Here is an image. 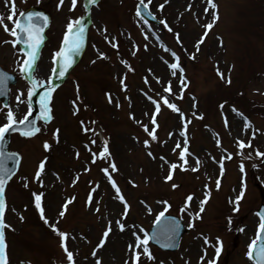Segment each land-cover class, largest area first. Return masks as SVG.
I'll return each mask as SVG.
<instances>
[{"label": "rangeland", "instance_id": "rangeland-1", "mask_svg": "<svg viewBox=\"0 0 264 264\" xmlns=\"http://www.w3.org/2000/svg\"><path fill=\"white\" fill-rule=\"evenodd\" d=\"M137 1L97 0L85 50L52 93L51 119L39 121L40 131L31 136L11 137L9 149L21 153L23 162L20 173L11 179L10 203L6 201L5 222L11 226L5 227L8 264H70L64 238L53 223L69 234L66 243L75 264H134L129 245L136 244L135 233L149 231L166 207L163 201L172 205L167 212L182 217L191 231L174 252L149 243L154 259L141 249L138 264H254L247 252L260 225L256 210L264 202V156L259 155L264 153V116L253 105L234 102L233 93L244 87L246 98L264 102V0H214L217 7L210 0H144L161 20L160 26L138 16ZM31 7L50 17L48 39L34 73L40 85L51 77L61 38L68 23L85 14L86 0H77L74 8L73 0H63L62 6L60 0H15V15L12 1L0 0L4 16L0 65L18 75L9 105L17 120L28 114L35 84L21 75L23 51L13 45L15 37L3 24L12 29L13 20ZM170 24L179 29L181 41L173 36ZM115 42L118 47L112 50ZM173 53L183 71L170 67L176 62ZM181 74L187 87L181 84ZM169 81L170 95L181 104V112L163 104ZM158 86L160 91L155 90ZM185 89L189 93L181 100ZM7 112L0 110V124L7 122ZM153 117L159 124L155 140L142 126L154 129ZM99 120L107 125L105 129ZM145 140L151 143L146 145ZM240 140L245 147H240ZM45 142L51 147L46 148ZM105 142L110 157L99 156ZM184 147L189 149L187 164L181 156ZM41 162L43 184L35 178ZM172 163L177 164L174 170ZM168 170L171 180L165 179ZM116 186L131 205L126 217ZM209 189L210 198L202 205ZM241 191L244 195L236 211L234 202ZM41 192L47 222L42 216L33 218L31 209L37 207L32 203ZM192 194L189 206L186 198ZM109 221L112 231L105 238ZM117 221L126 225L124 230Z\"/></svg>", "mask_w": 264, "mask_h": 264}, {"label": "snow or ice", "instance_id": "snow-or-ice-1", "mask_svg": "<svg viewBox=\"0 0 264 264\" xmlns=\"http://www.w3.org/2000/svg\"><path fill=\"white\" fill-rule=\"evenodd\" d=\"M90 3H96L97 0H89ZM167 2V0H166ZM211 3H213V7H217L214 4V0H210ZM77 3V0H73V8L75 7ZM141 4H144V0H140ZM150 3V0H149ZM60 5H63V0H60ZM161 8H163V5L160 6ZM189 7H191V5H189ZM141 9L138 7L137 8V12L140 13ZM12 14L15 15L16 14V8H15V0H12ZM21 17H26V19L24 20H13V25L14 27L12 29H9L7 24H3L4 28L6 31H10L11 34L14 37H17V39L13 40L12 43L15 46L18 42H22L23 44L29 45L31 50H27L25 49V51H27V58H25L23 60L22 63H20V68L21 71L25 72V73H29L31 74L33 72L34 66L36 65V60H37V52L39 49L40 44L43 42V30L44 28L47 26L48 22H49V17L47 15H45L43 12H21L19 14ZM148 15H152L151 11L148 12ZM218 19V15L215 17ZM9 20H12V15H10L8 17ZM4 21V16L3 14H0V23H3ZM166 23V21H165ZM207 28H211L212 25L209 24L206 26ZM84 35H85V25L83 24V17L80 18H76L73 19L72 21H70L67 25V32L65 34L64 40H63V46L56 51V53L54 54L53 59L57 60H63L64 63L61 67V70L59 71L58 75L63 76L66 74V71L68 68H70L72 66V64L75 62V54L77 52L80 51V48L83 45L84 42ZM147 35V34H145ZM206 35V34H205ZM177 39H179V35L177 34ZM202 42V41H201ZM118 47V44L116 45ZM145 47H147V45H145ZM197 51H199V46L197 45ZM135 54V53H133ZM101 56H105L106 54L101 52L100 53ZM173 55L175 56L176 62L171 63L170 67L172 69H180L181 71H183V69L181 68V65L179 64V56L176 55L175 53H173ZM194 55V54H193ZM219 71V69H217ZM53 72L55 73V69L53 70ZM4 76H7L6 73L3 74ZM173 75H175V72H173ZM221 77L223 78V73H220ZM229 82H230V78H229ZM0 83H6V81L4 79H0ZM33 83L36 84V78L33 75ZM123 83V81H122ZM181 84L184 85V87H187V84H184V81H181ZM125 88H127V85H124ZM55 85L53 84L52 87H50L48 89V92L45 93L44 96L41 97L40 103H41V108L42 111H44L45 115L44 118L47 119L48 117V113L51 111L50 107H49V101L51 99V93L54 91ZM167 92L171 93L172 92V88H171V82H168V87L166 89ZM33 93L30 91L28 93L29 96H31ZM23 95V92L20 93L19 96H17V100L20 99V96ZM109 95V101H111L112 96L111 93L108 94ZM163 104L169 106L170 108L174 109L176 112H181V109L175 104V103H170L169 99L167 96H164L162 98ZM73 103L75 104L76 102L73 101ZM221 107H223V105H221ZM234 108V106H233ZM161 110V102L159 100H157L155 102V112L158 114ZM29 114H26L23 116L22 119L17 120L15 118V113L11 110V108L9 107V111L7 113V123H4L3 125H0V157L3 156V141H4V137L5 134L17 123L19 124H25L26 122H28L29 120ZM241 116H243L244 114L241 112L240 113ZM133 119H135V116L133 114ZM202 118V116H201ZM225 122L227 123V119H225ZM81 123L83 124L84 122L81 121ZM152 123L154 125V129H152L151 131L149 130V127L147 124H143V128L145 130V132H148L151 140H155L157 139L156 136V131L155 128H159V124L156 122L155 117H153L152 119ZM187 123H190V121H187L185 123V129L187 128ZM249 123H251L249 121ZM29 127L31 128V131H25L23 134L25 136H31L33 135L35 132H39L40 128L36 125V124H30ZM84 130L87 131H91V129L85 127ZM58 133H59V129L56 130V139L58 140ZM171 135V133H170ZM151 140H145L144 143L146 145H149L151 143ZM93 144L96 143L95 140L92 141ZM250 144V142H249ZM239 145L241 148L245 147V141L244 140H240L239 141ZM45 147L46 148H50L51 145L48 142H45ZM177 147H179V144H177ZM189 152L188 147H184L183 151L181 152V156L184 157V163L187 164V157L185 156L186 153ZM105 154H107L109 157L111 156V152L109 151V148L107 146V142H105L104 147L102 149V151L99 153L100 157H104ZM17 154L15 153H8V157L10 159L15 158ZM96 153H93V157L95 159L96 157ZM259 155L264 156V153H259ZM227 158H231V157H227ZM199 158H197V167L199 166ZM221 165H223V161L220 162ZM110 167L113 170H117V166L115 164L114 161H110ZM177 164L176 163H172L171 164V169H176ZM195 170V169H194ZM223 170V169H222ZM45 171V164L44 162H41L39 165V169L36 173L35 178L37 180H40V183L43 184V180L41 179L42 173H44ZM103 171L105 173H107L109 175V178L111 179V173H109V169L107 167H105L103 169ZM12 177V171L10 169H5L2 165H0V264H7V257H6V244H5V235H4V228L7 227H11L10 225H6L5 222V210H6V198H5V189H6V183L8 180H10ZM26 179V178H25ZM78 179V177H77ZM166 180H171L172 179V174L170 173L167 177H165ZM112 184L115 186L116 185V181L114 179L111 180ZM27 186V185H25ZM98 186V185H97ZM173 188H177L178 185L173 184L172 185ZM220 187V182L219 180L216 183V188ZM116 192L120 193L119 195V199L124 203L125 205V211L122 214L124 217H126L128 215V210L130 209L131 205L128 204L127 199L125 198V196L121 193V190L118 186H116ZM193 195H189L186 198V203L189 204L190 206V202L193 198ZM211 195V189H209L206 197H205V201L202 202L205 203L207 201L208 198H210ZM244 193L243 191H241V193L236 197L235 199V208L234 210L238 211L239 210V201L242 199ZM44 196V193H38L35 194V204L36 206L39 208L40 214L41 216L46 220L47 222V217L44 215L45 213V208L43 206L42 203V197ZM75 197H71L67 203L64 205V210L61 211L60 216L62 217L66 210H67V204L71 203L72 200H74ZM91 199V197H90ZM163 203L166 205V207L164 208L163 211H161L159 213V217L157 218V223H159V218L163 217L165 215V213L168 211L169 208L172 207V205L168 202V201H163ZM149 211H151V208L148 209ZM203 206H201L200 208V212H203ZM97 211H99V209H97ZM197 216H199V213L196 214ZM260 217H261V223L258 226V234L257 237L252 241V243L249 245V251L247 252V255L250 258H253L256 260V264H264V212H260L259 213ZM117 226L119 227L120 230H124L126 225L120 221H117ZM52 227L55 228V230L57 232L60 233V235L64 238V249L65 252L67 253V257L70 261V264H75V260H74V255L73 252L70 251L68 249L67 246V239L69 237V234L67 232H61L60 229L56 226L55 223L52 224ZM112 231L111 228V221H109V226L107 228V230L104 233V237L107 238L108 234ZM175 233V229H172V234ZM136 236V244L129 245V248L132 249L134 251V255H135V261L134 264H138L139 261V257L141 256V249L143 251V253H145L148 258L150 259H154L153 253L149 247V242L151 240H156L158 239L157 236H153V235H149L147 230H144V232L141 234L140 232L135 233ZM171 238V236H169V239ZM103 240L101 241V246L103 244ZM170 245H165V247H168ZM93 256L96 255L95 252H93L92 254ZM99 264V262H98Z\"/></svg>", "mask_w": 264, "mask_h": 264}, {"label": "water", "instance_id": "water-1", "mask_svg": "<svg viewBox=\"0 0 264 264\" xmlns=\"http://www.w3.org/2000/svg\"><path fill=\"white\" fill-rule=\"evenodd\" d=\"M93 3H90L89 0L87 2V14L85 17H83V24L85 25V35H84V42L82 47L80 48V51L77 52L75 54V62L77 60V58L81 55V53L84 50L85 47V43H86V37H87V30L89 27V24L91 22V5ZM140 8V15L146 19L147 21L150 22H154L155 24H159V21L154 17V15H148V12L150 11V8L148 6H146L145 4H141L140 2L138 3L137 8ZM28 12H39L36 10H30ZM27 13V12H26ZM152 13V12H151ZM26 19V17H22L21 20ZM48 26V24H47ZM47 26L44 28L43 30V42L40 44L38 52H37V57L40 51V48L42 47L44 41H45V30L47 28ZM24 49L27 50H31L29 45L23 44L22 42H19ZM27 52V51H26ZM37 61V60H36ZM75 62L72 64V66L70 68L67 69L66 74L63 76L58 75L59 71L61 70V67L64 63L63 60L58 59L57 64H56V69H55V73L53 72V78L50 82V85H44L42 88H38L36 91V96L35 99L33 101V104L35 106V111L32 113L31 116H29V120L28 122H26L25 124H15L6 134L4 137V141H3V156L0 157V165H2L5 169H10L12 171V174L16 171L17 169V163H18V156L16 155L15 158L10 159L8 157V152L6 150V143L8 140V136L11 132H13L14 130H24V131H31V128L29 127L30 124H35V120H36V113L37 111H39V113H41L42 115H44V111H42L41 108V97L45 95V93L48 92V89L50 87L53 86V84L56 86L58 84H60L61 82L64 81V79L67 76L68 71L73 67V65L75 64ZM35 68V66H34ZM6 73L7 76H4L3 74ZM25 76L28 78H31L32 73H25ZM0 79H4L6 81V83H0V99H4V103H6L7 99H8V91H9V84L11 82H15V77L8 73L5 72L4 70H2L0 68ZM260 212H264V204H262V206L259 209V213ZM172 229H175V233L172 234ZM185 227L183 226V223L181 222V220H179L176 216L173 215H164L163 217H161L159 219V223H156L151 231L150 234L153 236H157L158 239L156 240H152L153 243H155L156 245L160 246L163 249H167V250H175L178 248L179 246V242L181 239L182 234L185 232ZM169 236H171V238L169 239ZM170 245L168 247H165V245ZM256 261V260H255Z\"/></svg>", "mask_w": 264, "mask_h": 264}, {"label": "trees", "instance_id": "trees-1", "mask_svg": "<svg viewBox=\"0 0 264 264\" xmlns=\"http://www.w3.org/2000/svg\"><path fill=\"white\" fill-rule=\"evenodd\" d=\"M233 100L238 102V103H241L243 104L245 101H247V99L245 97H242L240 94L238 93H233ZM257 106V109L261 112L264 111V108L260 107L261 105H256Z\"/></svg>", "mask_w": 264, "mask_h": 264}]
</instances>
